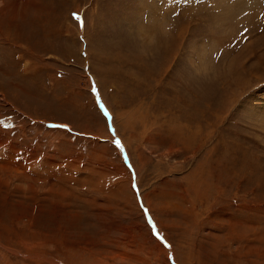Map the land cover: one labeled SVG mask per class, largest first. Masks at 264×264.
Segmentation results:
<instances>
[{
  "label": "rangeland",
  "instance_id": "374dc122",
  "mask_svg": "<svg viewBox=\"0 0 264 264\" xmlns=\"http://www.w3.org/2000/svg\"><path fill=\"white\" fill-rule=\"evenodd\" d=\"M0 264H264V0H0Z\"/></svg>",
  "mask_w": 264,
  "mask_h": 264
},
{
  "label": "snow or ice",
  "instance_id": "6c2138e0",
  "mask_svg": "<svg viewBox=\"0 0 264 264\" xmlns=\"http://www.w3.org/2000/svg\"><path fill=\"white\" fill-rule=\"evenodd\" d=\"M185 2H186V0H185ZM77 18H78V17H77ZM95 91H96L95 86H93V92H95ZM97 104L100 106L101 110L104 111L105 116H107L108 113H107V111L104 109V106H103V104L100 102L99 99H97ZM58 127H65V126H63V125H59ZM116 144L119 146V141H116ZM133 187H135V185H133Z\"/></svg>",
  "mask_w": 264,
  "mask_h": 264
}]
</instances>
